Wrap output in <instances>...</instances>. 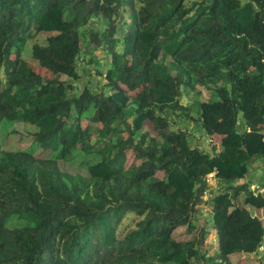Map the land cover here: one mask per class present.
<instances>
[{"label":"trees","instance_id":"trees-1","mask_svg":"<svg viewBox=\"0 0 264 264\" xmlns=\"http://www.w3.org/2000/svg\"><path fill=\"white\" fill-rule=\"evenodd\" d=\"M93 46L109 61L96 70L103 89L69 94ZM181 115L217 150L174 130ZM6 124L33 129L20 133L27 147L3 146ZM257 161L264 0H0V264H183L188 251L195 264H232L264 244L251 212L264 209V178L244 181ZM214 170L218 189L203 200ZM203 206L209 227L195 228ZM211 234L209 255L199 249Z\"/></svg>","mask_w":264,"mask_h":264},{"label":"rangeland","instance_id":"rangeland-1","mask_svg":"<svg viewBox=\"0 0 264 264\" xmlns=\"http://www.w3.org/2000/svg\"><path fill=\"white\" fill-rule=\"evenodd\" d=\"M119 18L120 20L117 22L118 32H123L125 30L124 22L126 21L127 17L125 13L119 12ZM45 38H42L41 36H38L33 39L34 44H43ZM84 56L81 57V61L79 64V79L77 82L73 83L74 91L69 94H79V92L87 85L91 87L92 89L96 91H102L104 81L103 79L97 75L96 70L99 69V71H103L105 66H108V58L107 55L100 51V48L93 46L89 47L83 52ZM30 54V45L27 46L26 52L23 54V59L29 64L36 66V63L32 61ZM92 59V63L89 64L88 61ZM98 63V65H96ZM37 67V66H36ZM38 68V67H37ZM42 75H45L49 77L47 73L44 71L39 70ZM63 79V78H62ZM195 97L189 93L188 91H185L183 96L180 99V103L184 106H191L190 108V114L194 117H196V106H195ZM179 113V112H178ZM174 120V123L177 122V125H173V129H179L180 130H186L189 132V140L191 145L199 144L201 147H203L206 150L211 151L213 148L217 150V139L207 138L203 135L202 131L198 129V126H196L192 121L188 120L185 117V115H181V117L178 119L175 116L171 117ZM85 124V123H84ZM93 127L97 125H92ZM20 133H33V129L26 126V125H14V124H6L3 127L2 134L4 135V144L3 146L5 148H15L18 145L21 148L27 147V144L29 142V138L27 136H21ZM123 133L122 135H124ZM60 169L67 174L72 175H86V171L83 168H80L78 165L73 164H63L59 163ZM264 178V163L256 162L254 166H252L249 170V173L247 177L245 178V182H250L253 184L250 189L253 190L255 187H259L261 185V178ZM254 186V187H253ZM218 187L215 190H211L210 193L217 191ZM255 192L257 190H254ZM263 194H264V188H263ZM208 197L204 196L203 200H207ZM251 212L257 216L259 219H261L264 223V209L256 210L251 209ZM193 224L195 228H199L201 226L209 227V213L205 206L202 207V209H196L193 212ZM134 218L133 215H128L126 219L122 221V223L118 227V233H121L123 229L131 225V221ZM194 228V229H195ZM196 230V229H195ZM199 243V242H198ZM200 249L202 253L205 250L208 252L209 255L215 253V239L214 236L207 235L204 238V241H200ZM197 258H195V251H188L180 256V261L183 264L196 263ZM264 260V244L260 248L259 253L252 254V255H233L229 257V261L232 264H260L261 261Z\"/></svg>","mask_w":264,"mask_h":264},{"label":"built area","instance_id":"built-area-1","mask_svg":"<svg viewBox=\"0 0 264 264\" xmlns=\"http://www.w3.org/2000/svg\"><path fill=\"white\" fill-rule=\"evenodd\" d=\"M215 175H216V171L214 170L213 172H211L210 174L206 176V183H207V191L205 194L206 197H208L209 192L211 190H215L217 188V182H216Z\"/></svg>","mask_w":264,"mask_h":264}]
</instances>
